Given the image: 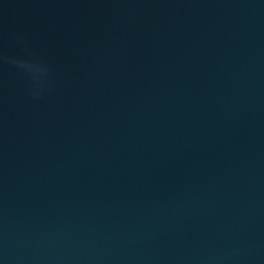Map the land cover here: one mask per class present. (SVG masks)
Instances as JSON below:
<instances>
[{
    "label": "water",
    "instance_id": "1",
    "mask_svg": "<svg viewBox=\"0 0 264 264\" xmlns=\"http://www.w3.org/2000/svg\"><path fill=\"white\" fill-rule=\"evenodd\" d=\"M0 264H264V0H0Z\"/></svg>",
    "mask_w": 264,
    "mask_h": 264
}]
</instances>
